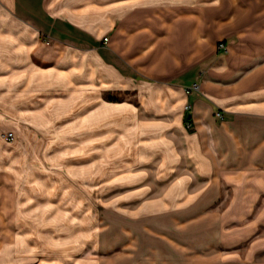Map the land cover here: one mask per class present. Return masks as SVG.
<instances>
[{
	"label": "crops",
	"instance_id": "crops-1",
	"mask_svg": "<svg viewBox=\"0 0 264 264\" xmlns=\"http://www.w3.org/2000/svg\"><path fill=\"white\" fill-rule=\"evenodd\" d=\"M211 3L0 0V131L55 133L61 147L75 138L70 153L97 177L153 190L141 200L173 218L158 237L173 252L157 249L144 264H264L263 237L236 249L240 203L264 185V10L240 18V33H218ZM10 147L0 133V219ZM225 218L236 225L220 229ZM171 229L184 241L201 230L206 243H177Z\"/></svg>",
	"mask_w": 264,
	"mask_h": 264
},
{
	"label": "rangeland",
	"instance_id": "rangeland-1",
	"mask_svg": "<svg viewBox=\"0 0 264 264\" xmlns=\"http://www.w3.org/2000/svg\"><path fill=\"white\" fill-rule=\"evenodd\" d=\"M211 2L213 30L218 33H240V18L251 23L264 10V0ZM214 48L224 50L225 43L218 40ZM125 95V91L102 90L101 96L114 100ZM20 130L14 133L7 127L0 131L11 145L6 151L8 208L5 219H0V264H144L147 256L157 257V249L173 252L164 238H158L165 237L160 230L171 226L173 218L157 217L151 205L146 208L141 200L153 190L135 194L137 186L116 184L118 180H109L108 175L97 177L88 160L70 153L75 138L63 140L61 147L55 133H27L23 126ZM261 189L254 201L240 203L244 205L237 219L242 244L236 249L241 252L248 242L264 238V185ZM225 190L229 196L236 193L231 186ZM240 192L251 195L247 187H241ZM221 221L220 229L236 225L234 219ZM164 232L173 238L172 229ZM181 237L175 233L173 240L187 246L206 243L201 230L191 236L193 240ZM184 250H178L173 258L178 260ZM184 252L189 253L188 249Z\"/></svg>",
	"mask_w": 264,
	"mask_h": 264
},
{
	"label": "built area",
	"instance_id": "built-area-1",
	"mask_svg": "<svg viewBox=\"0 0 264 264\" xmlns=\"http://www.w3.org/2000/svg\"><path fill=\"white\" fill-rule=\"evenodd\" d=\"M106 40H107V37L106 36H103L102 37V41L103 42H106ZM220 45H221V43H220ZM197 88V84L196 83H192L191 85H189L188 87H186L185 88V92L187 93V92H189L190 90H192V89H196ZM189 108V104L188 103H185L184 104V109H188ZM7 136L9 137V136H11V132H8L7 133Z\"/></svg>",
	"mask_w": 264,
	"mask_h": 264
}]
</instances>
